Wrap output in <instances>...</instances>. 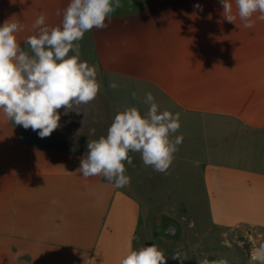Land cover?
I'll return each mask as SVG.
<instances>
[{"label":"crops","instance_id":"crops-1","mask_svg":"<svg viewBox=\"0 0 264 264\" xmlns=\"http://www.w3.org/2000/svg\"><path fill=\"white\" fill-rule=\"evenodd\" d=\"M69 2L0 0V26L22 23L18 40L28 50L35 19L44 13L46 26H58ZM120 3L106 28L79 42L81 59L97 69L95 100L60 109V127L43 139L0 110V264H120L130 248L151 244L169 256L162 204L180 167L195 223L199 185L210 235L246 228L264 246V20L257 13L252 28L238 17L230 23L219 0ZM147 92L161 110L180 113L184 139L167 174L130 153V186L85 179L77 169L88 139L106 136L125 107L145 112Z\"/></svg>","mask_w":264,"mask_h":264},{"label":"clouds","instance_id":"clouds-1","mask_svg":"<svg viewBox=\"0 0 264 264\" xmlns=\"http://www.w3.org/2000/svg\"><path fill=\"white\" fill-rule=\"evenodd\" d=\"M219 2L230 23L238 17L244 28H252L257 13L264 20V0ZM121 6L120 0H70L61 24L53 27L46 26V16L41 13L32 25L38 33L24 41L28 50L18 40L24 25L6 19L0 26V110L5 117L15 126L38 132L43 139L60 127V109L67 114L74 106L95 100L101 89L97 69L81 59L79 42L87 32L106 28V21ZM109 86L117 87L115 82ZM132 96L135 99L136 93ZM143 104L145 112L136 106L125 107L114 116L106 136L88 139L77 169L85 179L103 176L118 189L130 186L131 177L126 174V164L133 162L130 153H139L146 167L167 174L184 139L182 134L176 135L181 128L180 113L161 110L151 92L145 94ZM95 132L89 129L88 135L95 136ZM169 259L184 264L186 257L180 250L169 257L151 244L130 248L120 264H168Z\"/></svg>","mask_w":264,"mask_h":264},{"label":"rangeland","instance_id":"rangeland-1","mask_svg":"<svg viewBox=\"0 0 264 264\" xmlns=\"http://www.w3.org/2000/svg\"><path fill=\"white\" fill-rule=\"evenodd\" d=\"M182 168H178L177 172L181 179L179 178L174 187H170L168 199L163 200L162 204L169 211L167 218L177 223L181 232L176 239L168 240L169 257L180 250L186 257L184 264H202L211 259H225L229 264H264L261 259L264 255L261 249L264 246L253 236L251 230L238 228L231 232L221 231L211 235L207 232L206 201L199 185H196V197L200 198L196 200L195 205L190 206L197 212L196 223L194 222L186 204L192 201L194 193L187 189L188 182H185L182 176ZM168 264L179 262L169 259Z\"/></svg>","mask_w":264,"mask_h":264},{"label":"water","instance_id":"water-1","mask_svg":"<svg viewBox=\"0 0 264 264\" xmlns=\"http://www.w3.org/2000/svg\"><path fill=\"white\" fill-rule=\"evenodd\" d=\"M180 227L170 228L164 235L167 240H174L180 235ZM202 264H229L225 259H211Z\"/></svg>","mask_w":264,"mask_h":264},{"label":"flooded vegetation","instance_id":"flooded-vegetation-1","mask_svg":"<svg viewBox=\"0 0 264 264\" xmlns=\"http://www.w3.org/2000/svg\"><path fill=\"white\" fill-rule=\"evenodd\" d=\"M172 227H178V224L168 218L164 219L161 226L162 234H165Z\"/></svg>","mask_w":264,"mask_h":264}]
</instances>
